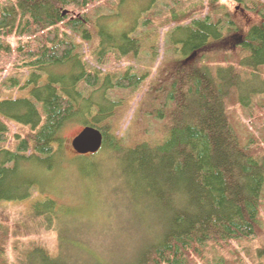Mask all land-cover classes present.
I'll return each mask as SVG.
<instances>
[{
	"label": "trees",
	"instance_id": "trees-1",
	"mask_svg": "<svg viewBox=\"0 0 264 264\" xmlns=\"http://www.w3.org/2000/svg\"><path fill=\"white\" fill-rule=\"evenodd\" d=\"M141 1L135 15L123 17V0H0V202L25 200L37 171L57 169L65 156V127L91 125L101 131L102 146L79 156L123 158L125 209L137 214L138 235L125 250L88 252L89 264L205 263L204 254L215 251L219 255L207 264H242L239 252L227 258L221 250L232 251L234 241L261 228L264 13L238 39L237 52L216 60L209 54L227 47L224 28L233 24L222 22L228 15L222 0H208L213 9L199 17L202 0L187 11L179 10L183 0H172L164 13L152 10L155 0ZM167 26V46L179 57L162 61L149 86L153 101L157 80L163 82L159 106L141 100L142 107L154 104V116L166 115L164 137L126 143L110 119L122 97L109 92L134 91L143 76L127 68L117 76L103 74L99 66L135 57L146 42L153 48ZM81 41L93 44L96 66ZM194 56L200 62L191 65L185 57ZM8 69L14 76L2 78ZM231 105L241 109L240 119ZM11 123L18 127L14 133ZM64 208L45 197L32 202L29 212L53 229L51 218ZM64 248L59 243L52 253L33 245L19 264H81Z\"/></svg>",
	"mask_w": 264,
	"mask_h": 264
},
{
	"label": "rangeland",
	"instance_id": "rangeland-1",
	"mask_svg": "<svg viewBox=\"0 0 264 264\" xmlns=\"http://www.w3.org/2000/svg\"><path fill=\"white\" fill-rule=\"evenodd\" d=\"M148 1L145 0L147 4ZM202 1L196 10L198 17L205 16L213 9V6L209 7L208 0ZM222 1L228 12L226 16L222 14V22H225V19H231L233 24L229 28L226 26L224 28L228 29L224 33L228 37L227 47L225 46L219 52L212 51L209 54L216 56V60L226 57L228 51L236 50L237 52L238 39L256 21L259 13H264V0H243L242 3L232 0ZM171 2L172 0H155L152 10L168 9ZM194 2L196 0H183L179 10L187 11ZM252 3L262 4L253 8ZM143 4L144 2L141 0H123L120 8L123 17L135 15ZM219 4L221 5L220 2ZM141 18L142 16L139 21ZM136 27L144 29V26H141L139 22ZM167 28L168 26L159 31L158 42L153 48H150L152 41L146 42L135 57L99 66L103 74L112 72L114 76H117L127 68L130 71H135L139 76H143L134 91L130 88H123L119 91L109 92V96L115 99L122 97L110 119L113 130L126 143L132 144L146 140L156 142L164 137L166 115L157 117L151 113L154 104L159 106L160 100L164 98L161 90L163 82L157 80V90L154 92L157 97L155 100L152 101L147 95L153 78L164 67L161 62L173 61L179 57L173 49L171 50L167 46L166 32L169 31V29L166 30ZM134 34L139 33L136 31ZM11 41L14 42L15 39L13 38ZM81 42V49L85 52L89 63L96 66L95 54L92 53L93 44ZM197 57H192L188 63L191 65L199 63ZM202 64L207 65L204 61L201 62ZM212 64L215 65L216 62H212ZM10 76L13 77L14 74L11 69H8L2 78L7 79ZM2 90L7 95L6 86H2ZM143 99L154 104L146 102L142 107L141 100ZM231 108L232 105L229 106V110ZM231 112L233 117L241 118L240 108H232ZM10 127L13 133L17 131L18 127L15 124L11 123ZM81 128L82 123H73L65 127L63 131L65 141L63 160L59 158L57 169L47 175H44L47 171H37L38 182H35L31 194L25 200L0 202V264H19L24 252L32 248L33 245L44 246L50 252L55 253L59 243L65 247L63 253L71 256L76 254L77 260L82 258L79 263L89 264L90 254L102 253L106 255L111 250H125L131 247L132 242L136 240L138 235L136 219L138 216L125 209L127 188L123 183L125 177L120 172L123 158L108 153L100 154L96 158L79 156L87 154L76 153L71 147V140ZM104 151L100 153H104ZM45 197H52L58 207H65L51 218L53 229L41 225L39 219L29 212L32 202ZM260 220L261 228L256 231L254 236L234 241L232 251L222 249L221 253L229 258L232 252H239L240 258L244 261L242 264H264V195L260 207ZM88 252H90L89 256H87ZM217 255L219 254L216 251L212 254L206 252L204 254L205 263L195 259L192 264H207L208 261L212 263L213 258ZM211 257L213 258L210 259Z\"/></svg>",
	"mask_w": 264,
	"mask_h": 264
},
{
	"label": "water",
	"instance_id": "water-1",
	"mask_svg": "<svg viewBox=\"0 0 264 264\" xmlns=\"http://www.w3.org/2000/svg\"><path fill=\"white\" fill-rule=\"evenodd\" d=\"M103 143L101 131L91 125L83 126L77 135L71 140V146L78 154L97 152ZM264 173V164H263Z\"/></svg>",
	"mask_w": 264,
	"mask_h": 264
},
{
	"label": "flooded vegetation",
	"instance_id": "flooded-vegetation-1",
	"mask_svg": "<svg viewBox=\"0 0 264 264\" xmlns=\"http://www.w3.org/2000/svg\"><path fill=\"white\" fill-rule=\"evenodd\" d=\"M185 59H186V60H187V62H188V61H190V60H191V57H190V58H188V57H185Z\"/></svg>",
	"mask_w": 264,
	"mask_h": 264
}]
</instances>
